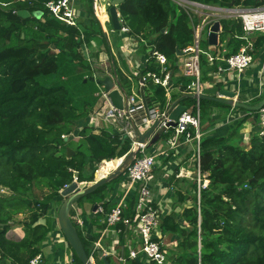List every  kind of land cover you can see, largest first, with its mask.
<instances>
[{"label": "trees", "instance_id": "obj_1", "mask_svg": "<svg viewBox=\"0 0 264 264\" xmlns=\"http://www.w3.org/2000/svg\"><path fill=\"white\" fill-rule=\"evenodd\" d=\"M48 1L0 0V187L7 189V192L0 191V264H30L31 258L42 253V243L52 231L55 217L50 210L55 198H59L58 207L64 200L60 190L74 180L76 173L79 181L93 180L97 162L121 157L132 144L129 137L111 126L85 124L78 130L81 140L74 148L62 137L66 134L71 139L78 123L86 120L97 104L98 98L90 83L94 73L101 69L96 65L101 50L91 54L92 40L102 36L104 48L110 53L111 50L95 15L94 0H82L86 3V19L78 20L77 25L54 15L46 7ZM190 1L222 7L264 5V0ZM5 3L8 6H4ZM21 9L29 10L30 16H20ZM118 9L130 27V35L142 38L148 45L154 44L168 56L174 70V85L179 88L172 99H180L188 107L195 104L193 95L182 93L192 78L175 76L179 72V52L194 43L193 14L173 0H123ZM35 11L42 12L40 18L33 15ZM195 22L198 23L197 18ZM220 22L219 45L209 44L205 29L206 45L212 49L223 46L227 48V55L237 53L248 42L242 37L241 20L221 18ZM251 39L257 51L264 48V34H254ZM144 41L141 49L148 61L139 75L130 74L137 82L148 71H159ZM82 45L86 46L88 56ZM110 60L119 77L128 80L122 67H127L125 61L120 63L119 69L112 56ZM200 62L202 79L206 82L210 79L208 72L216 70L217 64H210L204 53ZM58 71H61L60 80L50 84L41 81V77ZM220 84L222 80L215 82V85ZM144 91L149 107L155 103L165 104L166 91L161 85L148 78ZM263 96L264 91L250 103L259 102ZM214 106L231 108L221 102L200 100L202 123L209 122L200 145V167L202 172L208 173L209 184L201 189L200 203L196 176L193 179L176 176L183 161L177 164L171 178L176 200L182 204L179 212L172 210L161 222L163 234H169L176 241L174 247H167L172 256L171 264H264V135L252 132L247 148L238 144L236 137L244 122L251 118L257 123L259 117L255 121L256 113L240 108L248 114L238 118L226 134H216L211 131L219 123L212 116ZM68 147L74 151L70 157ZM171 153L174 151L168 156ZM168 159L163 158V162ZM88 164L91 173L86 171ZM120 178L82 198L91 200L93 206L102 202L105 210H110L117 202L109 199L112 192L106 188L112 182L116 187ZM38 188L48 191L40 196ZM134 200L135 194L127 199L124 218L134 219ZM25 212L29 216L22 220L19 214ZM40 217H46V222L39 223ZM103 217L97 214V219ZM16 225H21L25 231L22 239L7 236ZM75 225L90 254L97 234L91 231L85 236ZM104 225L105 222H101V227ZM118 226L122 228L120 240L124 241L127 225L122 222ZM72 251L73 264H83ZM127 251L125 246L124 253ZM107 259L111 262L110 256ZM98 260L105 264L96 254L97 264Z\"/></svg>", "mask_w": 264, "mask_h": 264}, {"label": "built area", "instance_id": "obj_2", "mask_svg": "<svg viewBox=\"0 0 264 264\" xmlns=\"http://www.w3.org/2000/svg\"><path fill=\"white\" fill-rule=\"evenodd\" d=\"M98 1L99 0H94L96 14L99 5ZM181 1L184 8L189 3L190 5L197 8L201 7L210 9L214 11L211 12V14H215V18L212 21H206V18H204L199 23H196L195 16L191 15V23L195 30L194 43L183 49V52L180 55L179 61L177 63L180 74L192 78L191 82L188 84L187 90L182 91V93L193 95L196 99L195 104L190 107L186 105V109L179 115L177 119L176 126L172 127L168 124L170 121V109L176 106L175 102L178 100H173L172 95L175 93V90L179 89L174 85L173 82L174 70L172 69V64L170 63L168 56L164 52L157 49L154 44L148 45L147 42H145L142 38L134 37L140 42L144 41V44L148 46L147 52H150V55L153 57L159 71L151 70L148 71L145 76L140 77L138 91H134L132 89L129 91L121 81L122 86L126 89V93L128 94V109H121L114 106L108 98L107 92L102 86L100 88L101 94L99 95L102 101L100 100L97 102L93 112L90 115L91 118L100 122H105L109 124V126L119 130L124 136H127L131 139L132 144L131 148L121 157L102 159L100 162H97L96 168L94 170V179L83 182L92 183L101 178L109 176L116 168H118L123 158L131 150H137L134 161L120 176L121 178L118 182V189L119 191H122V196L120 200L117 201V204L108 211L105 210L104 204L102 202L96 204L97 208L94 210V213H101L104 215L102 222H105V225L101 227L99 235L93 242L92 251L89 254V257L94 262H96V254L101 257L99 253L100 251H103L107 257H116L119 261V264H171L172 256L170 252H168L169 249L167 248L165 242L166 235L163 234L161 229L163 217L170 211L165 212V209L160 208V205L154 197L153 187L149 182V177L156 166L158 160L157 157L159 154L158 151L153 150L148 152L147 148L150 147L148 146V143H140L138 141V135L134 126L136 125L141 132H145L155 121L159 120L158 128H164L163 133L172 130L173 133L169 141V147L167 149L164 148V150H161V152H167L166 154H170L169 150L171 152L174 151L173 154L179 153L182 145L189 143L192 144L193 153L191 158L193 159V166L190 167L189 164H182L179 167L176 176L192 179L196 176L195 179L197 180L198 184V203H200L201 189L206 188L209 184V179L207 178L208 173L202 172L200 167V145L204 132L202 130L203 124L200 108L201 99L199 95L203 93L204 89L207 87L206 82H204L202 79L203 73L200 56L202 53H204L206 54L210 64H217L216 70L212 71V74L219 77V75L222 73L230 71L241 75L246 71V69L252 66L258 54L251 37L254 34H264V5L245 6L239 4L230 7H222L196 1ZM46 7L54 15L59 16L69 24H78V13L76 11L74 0H49L46 3ZM200 13V15H202L205 12L202 11ZM207 13L210 14V12ZM221 18H239L242 22V28L244 31V35L242 37L248 42L243 44L237 53L227 55V48L223 46L217 47V49L213 52H203L201 48L200 43L204 35L203 31L205 29L208 30L206 34L208 37L212 24ZM119 20L121 27L118 31L130 35V27L126 24V21L120 12ZM147 61L148 57L146 59V62ZM218 77L216 78L219 80ZM148 78L154 83L164 87L167 98L164 105H160L159 103H155L151 107L146 105V111V106L142 98L141 91L143 90V93H145L144 85ZM261 93L259 95H261ZM142 126H145L144 131L141 129ZM258 134L264 135V106L259 111ZM62 137L68 140V135L63 134ZM160 147L161 145L158 147V150ZM116 159L120 160V162L115 167L107 172H103L101 170L102 166L106 162ZM74 180H77L79 183L82 182L79 181L78 177L76 176L74 177ZM68 185L69 184H66L60 190V192ZM0 191L5 192L7 189L0 187ZM132 194H135V217L133 220L132 218H124L123 216L125 203ZM72 209V220L80 227L83 234L87 236L88 230L85 228V221L80 213V210L74 205ZM122 222L127 225V230L123 239L124 241L120 240L122 228L118 226V224ZM109 238H111V242L108 244L107 240ZM173 242H176L175 239H173ZM120 243H122V248L119 246ZM106 244L108 245L106 246ZM125 246L128 248L127 253H124ZM43 258V253H38L30 259V264H38L40 262L43 263Z\"/></svg>", "mask_w": 264, "mask_h": 264}, {"label": "crops", "instance_id": "obj_3", "mask_svg": "<svg viewBox=\"0 0 264 264\" xmlns=\"http://www.w3.org/2000/svg\"><path fill=\"white\" fill-rule=\"evenodd\" d=\"M78 2H81V6H78ZM99 2V1H98ZM105 3H100L102 6L105 5L108 6L106 14H107V19L102 21L99 17L98 11L97 14L95 13V15L97 16V18L99 19L101 26L103 28L104 31V35L107 38V42L109 43V48L111 50V53L109 51H107L104 48L103 45V37L98 35L99 37H96L97 39H93V47L91 48V54H96L98 50L100 51V55H99V61L97 62V66H99L101 69L99 70V72H104V74L108 75V74H114V72H109L108 67L112 68V61L110 60V56H112L115 59L119 60L120 62H122L123 60L126 63L125 67V73L129 76L128 81L132 83L131 89L135 91V78L132 77L136 76L140 70L141 67L144 66L147 56L145 52H139L138 50H142L141 49V45L143 42H140L139 40L135 39L133 36L129 35V34H125L122 32H119L118 30L113 28V25L111 23V19H110V14L108 13L109 10V2L105 1ZM75 7H76V11H77V15H78V20H81L82 18L86 19V12H85V6L86 3L82 2V0H75ZM77 4V5H76ZM100 4L98 5V7L102 8V6H100ZM118 7V6H117ZM119 10V9H118ZM111 24V28L109 29L108 24ZM131 39L136 40L137 41V45L135 46V44H133L131 42ZM133 40V41H134ZM98 41V42H97ZM138 41L140 44H138ZM134 45V46H133ZM140 45V46H139ZM137 49V51H136ZM135 52L132 54L131 51ZM90 54V53H89ZM263 54L261 56H263V62L262 64L256 68H251V72L249 74H252L251 76H247L245 77V74L242 73L241 75H238L234 72V74H230V77H227L229 75V73H222L221 75H219V80H222V83H225L226 86H228L229 88L233 89V90H238L239 92V97L245 101H247L249 104H251L250 102L255 99L256 97L260 96L259 94L264 91V79L261 80L260 79V73L264 70V48H262L260 51H258L257 55ZM120 62L118 64V68L120 69ZM97 72H95L94 74H96ZM210 74V79L209 81H206L207 87L210 86H215V82H217V78L216 76L211 75V72H208ZM132 74V75H130ZM180 72L176 73L175 76H180ZM234 75H237L234 76ZM227 77V78H226ZM118 78L122 81L124 80L121 79L118 75ZM225 80V82L223 81ZM229 80V81H227ZM262 81V83H261ZM123 83L125 81H122ZM178 88V87H177ZM179 90V89H178ZM177 90V91H178ZM261 93V94H262ZM180 103H182L180 101ZM222 113L223 110H218L216 109V112H213V118L215 120H218L219 123L217 124V126L214 128V130H211L213 133H216V130L222 129L224 127L223 125V119L224 116ZM248 113L243 111V110H238L235 107H231L230 108V112L227 113V118L226 119V123H229L230 121H233L234 119H237L238 117L247 115ZM91 117H89V119H87V121L83 120V124H89V122ZM93 119V118H91ZM97 121V120H96ZM249 121V120H248ZM256 121V120H255ZM252 124V128L250 129L251 132H254L253 130V122ZM259 124V121H258ZM96 126H109V124L105 123V122H100L99 124H95ZM83 125H77L75 132L72 134V138L74 140V138H77V133L78 130L80 129V127ZM259 129V126H258ZM257 129V130H258ZM256 132V131H255ZM251 136V135H250ZM69 137H68V141H69ZM161 145V143L159 144V142H157L155 145L151 146L150 151H158V160L156 163V166L154 167L150 177H149V182L153 187V192H154V197L156 199V201L158 202V204L160 205L161 209H165V212H169L168 209H171L172 207L174 208V204H173V197H174V183H171V178L173 176V174L175 173V168L177 166L178 163H180L181 161L184 162L185 165L189 164L190 167L193 166L192 163V158L191 156L187 157V154L189 152H192V144H184L182 145V147L179 150V153H175L172 154L171 156H168L169 154H166L167 152H161V150H164V145L163 147L161 146L158 150V147ZM250 146V145H249ZM165 157H169V159L167 161L163 162V158ZM184 166V165H183ZM192 170V169H191ZM176 186V185H175ZM118 184L116 185V187H114L112 193H109V199L112 201H119L121 198V194L122 191L118 189ZM45 191H48L47 188L44 189ZM7 192V191H6ZM59 198H55L53 202H59L58 201ZM175 201V200H174ZM93 206V203H92ZM91 206V208H92ZM57 213H58V205L55 207H51L50 210V214L52 216L55 217V220L53 222V228L52 231L47 235L46 239L43 241L42 243V253L44 255V260H43V264H47V262H49V264H73V251L70 248V245L67 241V239L65 238L64 234L62 233L61 229L59 228L58 225V219H57ZM81 215L83 216V219L85 221V225L88 228V232H93L96 233L97 236L99 235V232L101 230V222L102 220L97 219V214L94 213V209H90L89 212H87V216L85 217L83 214V211H80ZM29 216L28 212L25 213H20L19 214V218H21L22 220H26ZM46 222V217H40L39 218V223H45ZM7 236L9 238L18 240V239H22L25 236V231L23 229V227L21 225H16L14 227H12L9 232L7 233ZM96 236V237H97ZM108 244L111 242V238H109L108 240ZM106 244V246L108 245ZM122 248V243H120L119 245ZM8 264H15L13 262H9Z\"/></svg>", "mask_w": 264, "mask_h": 264}, {"label": "water", "instance_id": "obj_4", "mask_svg": "<svg viewBox=\"0 0 264 264\" xmlns=\"http://www.w3.org/2000/svg\"><path fill=\"white\" fill-rule=\"evenodd\" d=\"M110 6L108 13L110 14L111 23L113 28L119 30L121 27L120 20H119V10L118 5L123 0H110ZM192 2L190 0H187ZM18 14L22 17H29L30 11L27 9H21L18 11ZM34 16L38 18L41 17V11H35ZM221 32V22L220 20H216L213 25L210 27V33L208 36V42L212 46H217L219 44V35ZM83 52L85 56H88V52L85 45H82ZM182 52H179L181 55ZM109 72H114L113 75L111 74H104V72H97L93 76V80L97 83L102 85L107 92L108 98L110 99L111 103L118 107V108H126L128 109L129 102H128V94L126 93V89L122 86L121 80L118 78L117 72L113 68L108 67ZM87 81V79H85ZM225 82V80H224ZM117 85V86H116ZM142 92V98L145 102V96ZM200 99H209L217 102H221L223 104L229 105L231 107H239L244 108L250 113H256L254 119L257 120L259 117V111L264 106V96L263 98L255 103L249 104L247 101L238 98L239 92L238 90H233L222 83L220 85L206 87L204 92L199 95ZM175 107L170 109L169 114V125L174 127L177 125V119L179 115L186 109V105L180 103V99L176 100ZM147 111V106H146ZM159 120L155 121L145 132H141L138 127L135 125L134 128L138 135V141L140 143H148V146H153L156 144L160 139L161 135L164 132V128H158ZM158 128V129H157ZM67 140V139H66ZM74 153L71 147H68V157H70ZM137 150H131L122 160L121 164L116 168L109 176L101 178L92 183L86 182H78L77 180L72 181L66 188L61 191V195L64 197V200L61 202L58 208L57 219L58 225L61 229L62 233L64 234L65 238L67 239L69 245L75 251L78 258L82 261L83 264H97L96 262L92 261L87 253L83 241L80 237L78 229L71 218V210L73 208L74 203L92 192H94L98 187L101 185L108 183L112 180L117 179L120 177L126 170V168L134 161L136 156ZM78 177V173L75 174ZM97 205L93 206V209L96 210ZM100 256L105 264H111V262L107 259V256L104 254L103 251H100ZM38 264H43L42 262Z\"/></svg>", "mask_w": 264, "mask_h": 264}, {"label": "rangeland", "instance_id": "obj_5", "mask_svg": "<svg viewBox=\"0 0 264 264\" xmlns=\"http://www.w3.org/2000/svg\"><path fill=\"white\" fill-rule=\"evenodd\" d=\"M105 1H110V0H99V2L102 4V3H105L106 4V2ZM174 2H176L178 5H180V7H182V8H184L183 6H182V1L181 0H173ZM74 2H75V0H74ZM111 2V1H110ZM110 2H109V4H110ZM99 3V4H100ZM181 3V4H180ZM100 4V6H102ZM4 6H8V4H4ZM11 6V5H10ZM106 7H108V6H106ZM105 7V5H103L102 6V8H100V7H98V14H99V17H100V19L102 20V21H104V20H106L107 19V14H106V12L105 11H107V8ZM185 8L186 9H188L192 14H193V16H195V18H197L198 19V23L200 22V21H202L204 18H206V21H212L214 18H215V14H211V12H214V11H212V10H210V9H206V8H201V7H199V8H197V7H195V6H192V5H190L189 3L185 6ZM205 12L204 14H202V15H200L201 13L200 12ZM207 12H210V14H208ZM216 18H217V16H216ZM213 25V24H212ZM108 27H109V29L111 28V24L109 23L108 24ZM206 37V35L204 34L203 35V37H202V41H201V48H202V50H203V52L205 51V52H207V51H209V52H213L214 50H216L217 49V47L216 48H210V47H208L207 45H206V43H205V40H204V38ZM251 38H253V36L251 37ZM131 42L133 43V44H135V42H136V40H132L131 39ZM205 43V44H204ZM140 44V43H139ZM137 45V42H136V44H135V46ZM134 46V45H133ZM140 46V45H139ZM142 47V46H141ZM136 51H137V49H136ZM135 52V50L134 51H131V53L133 54ZM139 52H143L142 50H138V53ZM99 55H100V53H99ZM261 55H263V54H260V55H257L256 56V59H255V61H254V63L252 64V66H250L248 69H246V71L244 72V74H245V77H247V76H251L252 74H249L250 72H251V70L253 69V68H256V67H258L259 66V64L261 65L262 64V62H263V56H261ZM115 61H116V63L117 64H119V60H117V59H115ZM121 63V62H120ZM121 66H122V64H121ZM123 68H125V66L123 65L122 66ZM142 68V67H141ZM141 68H140V70H141ZM252 68V69H251ZM251 69V70H250ZM139 70V71H140ZM121 71L123 72V70H122V68H121ZM125 72V71H124ZM249 72V73H248ZM226 73H229V75L227 76V77H230V74H234V72H232V71H230V72H226ZM137 75H139V72H138V74ZM211 75H213L214 76V74H211ZM216 75V74H215ZM234 76H236L237 77V75H234ZM217 77V76H216ZM226 77V78H227ZM120 78L121 79H123L124 78V80H122V81H125L123 84H124V86L130 91L131 90V86H132V83L131 82H129L124 76H120ZM57 79H61V71H58V72H56V73H54V74H52V75H49V76H47V77H41V81L43 82V83H45V84H50V83H52L54 80H57ZM260 79L261 80H263L264 79V70L260 73ZM209 81V80H208ZM224 81V80H223ZM227 81H229V80H227ZM138 83L139 82H137V80L135 79V90L136 91H138V89H139V86H138ZM91 88H92V90H94V95L98 98L97 99V102H99L100 100H101V98L99 97V95L101 94V87H102V85H100L99 83H97L95 80H93V81H91ZM264 84V83H263ZM175 92H177L178 93V91L177 90H175ZM102 101V100H101ZM216 109H218V110H223V112L224 113H222L223 115H221V118H222V116H224V118H228L227 117V113H229L230 112V107H228V106H226V107H217V106H214L213 107V112L215 113L216 112ZM240 108H238V110H239ZM240 110H242V109H240ZM92 112H93V110H92ZM91 112V113H92ZM91 115V114H90ZM212 115H213V113H212ZM90 117V116H89ZM89 117L87 118V119H89ZM238 118H240V117H238ZM238 118L237 119H234L233 121H230L229 123H226V119H223V125H224V127L222 128V129H219V130H216V134H226L229 130H230V128L231 127H233L236 123H237V120H238ZM87 119L85 120V121H87ZM229 119V118H228ZM90 122H89V125H93V126H96V125H94V123L95 124H99V121H96L95 119H91L90 118ZM83 122L84 121H82V122H79L78 123V126L79 125H85V124H83ZM253 122V130L254 131H258L257 129H258V126H259V124H258V122L256 123V122H254V121H252V119L250 118V120L248 121H246V122H244L243 123V125H242V127L240 128V130H239V132H238V135L236 136L238 139H237V142H238V144H241L243 147H245V148H247V147H249V145H250V138H251V128H252V123ZM88 124V123H87ZM203 124V123H202ZM99 126V125H98ZM82 127V126H81ZM107 127V126H106ZM207 128V127H209V122H205L204 124H203V127H202V130H203V132H204V128ZM141 129L144 131L145 130V126H142L141 127ZM210 129V128H209ZM172 133H173V131L171 130L170 132H169V134H164L162 137H161V139L159 140V144L161 143V146L163 147V145H164V148L165 149H167L168 147H169V141H170V138L172 137ZM80 138L79 137H77V138H74V140H73V138H71L70 140H69V142H68V146H71V147H76V145L78 144V142H80ZM147 151L149 152L150 151V147L149 148H147ZM169 152H171L170 150H169ZM86 171L88 172V173H91V167H90V164H88L87 165V168H86ZM114 186H115V183L114 182H112L110 185H108L107 186V188H106V190L108 189V190H110V192H112L111 190L114 188ZM37 195H40V196H42V195H44L45 193H47V191H45L43 188H38L37 190ZM6 192V191H5ZM173 199V206H174V208L172 207L169 211L171 212V210H176V211H180L181 209H182V204L179 202V201H177L176 200V196H175V194H174V197L172 198ZM175 200V201H174ZM57 202H52V205H51V207H55V206H57ZM74 206L76 207V208H78L80 211H83V214H84V216L86 217L88 214H87V212H89L90 211V209H92L91 208V206H92V201L91 200H89V199H86V198H82V199H80V200H77L75 203H74ZM59 208V207H58ZM165 242H166V245H167V247H169V248H171V247H174V242H173V238L171 239L170 237H169V234H167L166 235V239H165ZM168 248V249H169ZM168 252H170V249H169V251ZM171 253V252H170ZM110 260H111V262L113 263V264H119V261L117 260V258L116 257H114V256H110ZM98 263L100 264V261L98 260ZM47 264H49V262H47Z\"/></svg>", "mask_w": 264, "mask_h": 264}, {"label": "bare ground", "instance_id": "obj_6", "mask_svg": "<svg viewBox=\"0 0 264 264\" xmlns=\"http://www.w3.org/2000/svg\"><path fill=\"white\" fill-rule=\"evenodd\" d=\"M120 162V160H118V159H116V160H113V161H108V162H106L103 166H102V168H106V169H112L113 167H115L118 163ZM101 168V169H102ZM108 170V171H109Z\"/></svg>", "mask_w": 264, "mask_h": 264}]
</instances>
